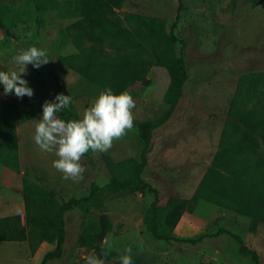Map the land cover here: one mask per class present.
<instances>
[{
	"label": "rangeland",
	"instance_id": "1",
	"mask_svg": "<svg viewBox=\"0 0 264 264\" xmlns=\"http://www.w3.org/2000/svg\"><path fill=\"white\" fill-rule=\"evenodd\" d=\"M77 2L0 0V20L9 32L6 35L0 29V71L18 70L14 55L33 46L46 50L49 59L36 69L27 65V75L22 76L34 93L31 98L25 97L39 109L35 116L7 127L2 103L8 96L0 92L1 193L7 183L2 165L15 160L22 176L27 172L31 181L52 190L59 201L86 196L92 185L105 187L112 178L117 183H129L136 171L135 163L141 162L143 148L136 124L157 118L166 109L163 98L168 76L165 69L153 67L148 73L149 86L135 84L127 91L136 104L132 110L133 129L114 141L106 153H91L82 158L81 164L86 169L82 181L65 180L52 166L57 157L41 151L33 139L36 121L42 117V105L45 101L55 102L58 93L69 95L80 118L99 95L98 85L61 61L62 57L78 52L65 33L66 26L79 18L75 11ZM181 3L174 29L177 37L174 51L184 59L187 79L173 113L151 134L147 163L141 173L145 181L151 179L158 189L160 207L176 196L187 201L171 232L172 239H154L146 222L141 223L151 198L142 197L135 184L118 191L104 189L97 192L93 203L65 213L62 255L46 264H86L91 250L79 244L78 238L100 213L108 216L111 230L107 236L115 241L110 251L106 249L104 264H120L128 247L132 249L133 264H255L250 255L239 253V245L229 233L238 235L257 253L259 264H264V215L249 218L192 199L197 183L220 149L223 129L228 123H237L239 115L249 116L257 99L263 96V77H250L241 85L239 81L249 72L264 73V0H181ZM177 8L178 0H124L118 12L127 20L125 27L135 33L142 15L174 19ZM136 42L141 41L137 38ZM129 43L137 47L134 42ZM250 134L252 140H247L246 146H255L257 155L264 160V145L256 133ZM158 142L163 145L161 150L169 147V160L164 164L183 169L170 175L171 179L167 178L170 177L167 167L163 173L157 171L162 164L159 153L154 152ZM128 159L133 161V164L129 161L130 166H114ZM53 248L52 243L40 240L38 233L32 231L16 243L0 242L4 257L0 264H39L42 256Z\"/></svg>",
	"mask_w": 264,
	"mask_h": 264
},
{
	"label": "trees",
	"instance_id": "2",
	"mask_svg": "<svg viewBox=\"0 0 264 264\" xmlns=\"http://www.w3.org/2000/svg\"><path fill=\"white\" fill-rule=\"evenodd\" d=\"M123 2L124 0H78L75 11L79 18L65 28L66 35L78 52L62 57L61 61L73 72L98 85L99 93L106 88H110L114 94H119L127 92L135 84L149 86L150 70L153 67L165 69L168 76V87L163 98L166 109L161 116L136 124L138 138L143 148L141 162L135 163L136 171L129 183H117L116 179L112 178L105 187L92 185L86 196L59 201L52 190L37 185L28 178L27 172H24L22 197L25 223L18 214L0 217V242L21 241L27 238L29 233L36 231L40 240L50 242L54 246L42 256L39 264H46L49 260L61 257L66 233L65 213L81 205L93 203L99 191L104 189L118 191L126 185L135 184L142 197L151 198L142 219L147 224V230L157 240L172 239L171 232L187 202L183 197L176 196L164 207H160L158 189L141 177L147 163L146 154L151 134L173 113L187 79L184 59L177 56L174 51V44L177 42L174 29L182 3L178 0L174 19L142 15L138 29L131 33L124 25L126 18L118 12ZM0 29L9 35L1 20ZM137 38L141 42H136ZM129 42H134L137 47ZM31 67L33 68L32 65ZM250 77L264 78V73H246L241 76L240 85ZM0 92L4 94L3 86H0ZM262 94L249 116L239 115L237 123H228L223 129L219 140L220 149L197 183L192 194L194 201H204L249 218L264 215V160L257 155L255 146H246V141L252 140L250 132L256 133L261 145H264V90ZM6 96L8 99L3 101L2 108L7 117V127L19 125L39 112L25 96L22 98L14 94ZM16 115L14 123L13 118ZM229 115L231 116V113ZM57 116L65 121L79 119L74 104L57 113ZM253 120H256V123H253ZM91 153L90 151L85 156ZM129 161L133 164V161L128 159L114 166H130ZM3 165L19 172L16 160L12 163L5 161ZM95 219V223L87 226L85 232L79 236L78 243L90 248L88 256L95 255L103 259L107 254L102 253V241L110 232L111 225L105 213L97 214ZM229 235L238 243L240 254L250 255L252 261L259 264L254 250L249 249L238 235L233 233ZM183 241L194 243L196 239ZM29 247L32 249L31 243ZM137 261L143 262L141 259Z\"/></svg>",
	"mask_w": 264,
	"mask_h": 264
},
{
	"label": "clouds",
	"instance_id": "3",
	"mask_svg": "<svg viewBox=\"0 0 264 264\" xmlns=\"http://www.w3.org/2000/svg\"><path fill=\"white\" fill-rule=\"evenodd\" d=\"M18 70L0 71V86L4 94H14L18 98H31L34 93L28 82L22 78L27 75L26 66L39 68L47 64L49 59L44 49L29 47L21 50L13 57ZM73 103L69 95L57 94L55 102L45 101L42 105V117L36 121L34 142L39 149L54 154L57 159L52 166L62 174L65 180L82 181L85 167L82 158L88 153H106L114 141L122 139L134 127L132 110L135 100L128 92L114 94L110 88L99 93L93 103L84 109L79 119L65 121L57 116ZM111 236L102 241V253L107 254L114 244ZM142 246V243L141 245ZM86 264H104L99 257L92 255L85 258ZM120 264H133L132 249H125Z\"/></svg>",
	"mask_w": 264,
	"mask_h": 264
},
{
	"label": "crops",
	"instance_id": "4",
	"mask_svg": "<svg viewBox=\"0 0 264 264\" xmlns=\"http://www.w3.org/2000/svg\"><path fill=\"white\" fill-rule=\"evenodd\" d=\"M163 145H160V142L156 143L154 146V152H158L161 160H162V164L157 166V171L162 173L164 172V168L167 167L168 170V176L175 174L174 172H178L179 170L182 169V167L179 168H174L171 166H166L164 163L166 161L169 160V150H168V146L166 147V149H162ZM160 150V151H159ZM49 155V154H48ZM187 162H184L183 165H186ZM1 167V165H0ZM2 167L4 168L5 171V179L7 178V183H5L6 190L4 191V193L0 194V217H5V216H11V215H15L18 214L23 218V212H24V202H23V197H22V175L19 172H15L14 170H12L10 167L2 165ZM183 170V169H182ZM161 173V174H162ZM167 178H172L167 177ZM151 184L152 180L149 179L148 181ZM2 188V185L0 184V191ZM141 223H143V219H140ZM18 241H10L8 243H16ZM0 259L4 260V257L1 256L0 253ZM14 260V259H13Z\"/></svg>",
	"mask_w": 264,
	"mask_h": 264
}]
</instances>
